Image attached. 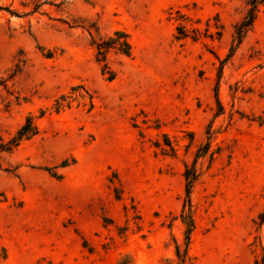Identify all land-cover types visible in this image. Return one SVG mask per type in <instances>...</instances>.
<instances>
[{
    "label": "rangeland",
    "instance_id": "obj_1",
    "mask_svg": "<svg viewBox=\"0 0 264 264\" xmlns=\"http://www.w3.org/2000/svg\"><path fill=\"white\" fill-rule=\"evenodd\" d=\"M248 1L0 0V264H178L184 208L193 264H254L264 2L237 42ZM117 29L131 53H108L109 78L92 42ZM28 115L38 132L6 150Z\"/></svg>",
    "mask_w": 264,
    "mask_h": 264
},
{
    "label": "trees",
    "instance_id": "obj_2",
    "mask_svg": "<svg viewBox=\"0 0 264 264\" xmlns=\"http://www.w3.org/2000/svg\"><path fill=\"white\" fill-rule=\"evenodd\" d=\"M264 0H249L248 3L250 5L249 9L247 10L245 16L239 21L234 29L236 34L237 42H240L243 38L244 34L247 30L252 26L257 12L259 5H261ZM186 30L183 29V26L177 27V37L186 36ZM92 45L95 48V60L102 64V71L108 72L109 78H113V71L110 69L109 62H108V53L111 50H115V52L123 54V55H130L131 53V44L129 42L128 34L124 30H114L113 33L106 37H100L97 40H93ZM59 108V107H58ZM38 132V128L33 120L31 115H28L25 118L24 123L17 129L15 134L11 137L9 142L7 143L8 146L6 150H10L13 147L17 146L22 140L28 139L29 137L35 135ZM184 178L186 181V194L188 195L190 187L194 183L196 179L195 173V166H188L185 165L184 171ZM181 221L185 226V246L183 250H181L180 245L175 243V254L177 257L178 264H193L192 258L188 255L187 252V245L189 242V237L191 230L193 228V220L191 216L190 208L182 210L181 213ZM260 219L264 220V212L260 214ZM254 264H264V250L260 257L254 260Z\"/></svg>",
    "mask_w": 264,
    "mask_h": 264
}]
</instances>
